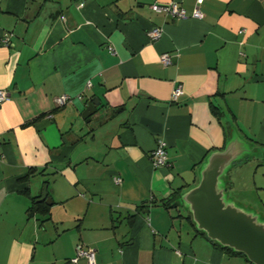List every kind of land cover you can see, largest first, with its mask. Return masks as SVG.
<instances>
[{
    "label": "crops",
    "instance_id": "0c3cea01",
    "mask_svg": "<svg viewBox=\"0 0 264 264\" xmlns=\"http://www.w3.org/2000/svg\"><path fill=\"white\" fill-rule=\"evenodd\" d=\"M170 1L200 16L150 8ZM152 26L162 29L153 40ZM4 34L0 264H64L77 244L94 264H249L169 199L198 181L234 128L255 150L230 170L247 174L264 209L262 0H0ZM175 83L182 92L170 101ZM60 95L69 100L57 105ZM157 140L168 164L153 167ZM43 185L45 220L27 213Z\"/></svg>",
    "mask_w": 264,
    "mask_h": 264
},
{
    "label": "water",
    "instance_id": "95a60500",
    "mask_svg": "<svg viewBox=\"0 0 264 264\" xmlns=\"http://www.w3.org/2000/svg\"><path fill=\"white\" fill-rule=\"evenodd\" d=\"M97 101L84 106L81 117L88 120ZM255 150L234 128L221 149L206 155L198 169V181L179 193L176 202L189 214L194 228L220 247L244 256L249 264H264V220L253 208L237 205L227 198L226 176L229 169ZM37 201L49 205L46 185Z\"/></svg>",
    "mask_w": 264,
    "mask_h": 264
},
{
    "label": "built area",
    "instance_id": "2783aa9c",
    "mask_svg": "<svg viewBox=\"0 0 264 264\" xmlns=\"http://www.w3.org/2000/svg\"><path fill=\"white\" fill-rule=\"evenodd\" d=\"M264 2V0H262ZM201 0H196V3H200ZM150 8L154 12H162L165 15H168L172 18L182 19L187 16H191L194 18H198L200 16L199 11L194 8L191 13H186V11L179 6L176 2H167L163 4L153 3L150 5ZM161 27L159 26H152L145 31L146 36L153 40L159 37L161 34ZM1 43H6V35L4 34L0 39ZM159 63L161 65H167L171 62L170 55L167 52H162L159 54ZM182 87L180 83H175L170 92V101H175L177 97L181 94ZM8 98V94L6 91L0 89V102L6 100ZM80 98V96H77ZM69 100V96L67 95H60L59 97L55 98V103L57 105H62L66 101ZM149 160L153 167H159L163 165H167V156L165 152V144L162 140H157L153 149L149 152ZM119 178H114V182L117 183ZM79 257H83L86 260L87 264H94V250L90 247H83L80 244L75 246V253L72 257L68 259L67 262L64 264H74Z\"/></svg>",
    "mask_w": 264,
    "mask_h": 264
},
{
    "label": "rangeland",
    "instance_id": "374dc122",
    "mask_svg": "<svg viewBox=\"0 0 264 264\" xmlns=\"http://www.w3.org/2000/svg\"><path fill=\"white\" fill-rule=\"evenodd\" d=\"M250 159V158H249ZM244 160H240L236 163L240 164L244 162ZM236 167L235 165L232 166ZM234 171L233 169L228 171L226 176V190L225 194L227 198H231L236 202L237 205L251 207L253 208L258 214H260L259 219L264 220V209L261 208L259 204H257L258 195H261L259 190H255L251 185L252 182L250 179L246 178V173L240 174L239 176L236 174L234 177L232 174ZM245 181V184H242Z\"/></svg>",
    "mask_w": 264,
    "mask_h": 264
},
{
    "label": "trees",
    "instance_id": "16d2710c",
    "mask_svg": "<svg viewBox=\"0 0 264 264\" xmlns=\"http://www.w3.org/2000/svg\"><path fill=\"white\" fill-rule=\"evenodd\" d=\"M177 196L178 195L175 194L174 196H171V198L169 199V201H171L172 205H176L177 204V202H176ZM32 212H39V213L43 214V218L41 220H45V219L48 218V206L45 205L42 201L36 202L34 197L31 198V203H30L29 207L27 208V213L28 214H31ZM188 217L190 219V216L189 215H188ZM199 233H201L202 235H204L202 232H199ZM209 241L212 242L213 244H215L216 246L220 247L214 241H212V240H209ZM220 248L223 249V250H225V251H227V252H229V253H232V254H240V253L234 252L231 249L226 248V247L225 248L220 247ZM240 255H242V254H240Z\"/></svg>",
    "mask_w": 264,
    "mask_h": 264
}]
</instances>
